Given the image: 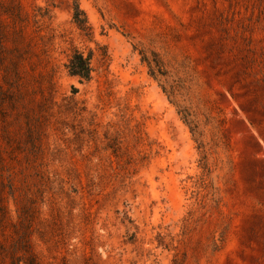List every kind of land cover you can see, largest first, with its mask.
<instances>
[{"label": "rangeland", "instance_id": "374dc122", "mask_svg": "<svg viewBox=\"0 0 264 264\" xmlns=\"http://www.w3.org/2000/svg\"><path fill=\"white\" fill-rule=\"evenodd\" d=\"M0 264H264V0H0Z\"/></svg>", "mask_w": 264, "mask_h": 264}, {"label": "trees", "instance_id": "16d2710c", "mask_svg": "<svg viewBox=\"0 0 264 264\" xmlns=\"http://www.w3.org/2000/svg\"><path fill=\"white\" fill-rule=\"evenodd\" d=\"M74 21L84 33L89 35L91 28L85 13L77 2L74 3ZM66 70L69 76L79 79L80 82L90 83L94 75L93 55L86 56L84 52L76 50L66 65ZM184 116L188 122L189 116L186 114Z\"/></svg>", "mask_w": 264, "mask_h": 264}]
</instances>
